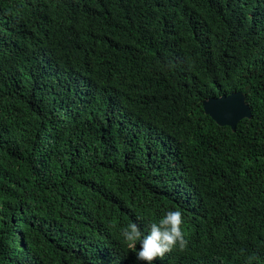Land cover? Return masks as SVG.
Wrapping results in <instances>:
<instances>
[{
  "label": "trees",
  "instance_id": "obj_1",
  "mask_svg": "<svg viewBox=\"0 0 264 264\" xmlns=\"http://www.w3.org/2000/svg\"><path fill=\"white\" fill-rule=\"evenodd\" d=\"M176 208L156 264H264V0H0V264H141Z\"/></svg>",
  "mask_w": 264,
  "mask_h": 264
},
{
  "label": "clouds",
  "instance_id": "obj_2",
  "mask_svg": "<svg viewBox=\"0 0 264 264\" xmlns=\"http://www.w3.org/2000/svg\"><path fill=\"white\" fill-rule=\"evenodd\" d=\"M183 225L182 210L169 209L148 225L147 232H143L136 222H132L121 229V237L138 262L156 264L157 260L163 259L175 248L184 249L187 246Z\"/></svg>",
  "mask_w": 264,
  "mask_h": 264
},
{
  "label": "water",
  "instance_id": "obj_3",
  "mask_svg": "<svg viewBox=\"0 0 264 264\" xmlns=\"http://www.w3.org/2000/svg\"><path fill=\"white\" fill-rule=\"evenodd\" d=\"M203 107L205 113L217 125L228 126L233 131L236 130L241 120L252 116V110L246 103V97L241 91L204 100Z\"/></svg>",
  "mask_w": 264,
  "mask_h": 264
}]
</instances>
